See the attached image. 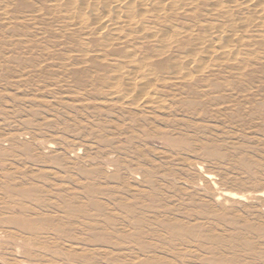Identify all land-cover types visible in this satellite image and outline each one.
Returning <instances> with one entry per match:
<instances>
[{"label": "rangeland", "instance_id": "obj_1", "mask_svg": "<svg viewBox=\"0 0 264 264\" xmlns=\"http://www.w3.org/2000/svg\"><path fill=\"white\" fill-rule=\"evenodd\" d=\"M0 264H264V0H0Z\"/></svg>", "mask_w": 264, "mask_h": 264}]
</instances>
